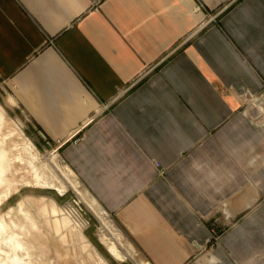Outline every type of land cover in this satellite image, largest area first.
<instances>
[{
    "label": "crops",
    "instance_id": "1",
    "mask_svg": "<svg viewBox=\"0 0 264 264\" xmlns=\"http://www.w3.org/2000/svg\"><path fill=\"white\" fill-rule=\"evenodd\" d=\"M0 86L84 131L69 162L148 263L264 264V0H0Z\"/></svg>",
    "mask_w": 264,
    "mask_h": 264
},
{
    "label": "rangeland",
    "instance_id": "2",
    "mask_svg": "<svg viewBox=\"0 0 264 264\" xmlns=\"http://www.w3.org/2000/svg\"><path fill=\"white\" fill-rule=\"evenodd\" d=\"M2 88L3 87L0 86V109L4 113L6 111V114L4 116L5 124L3 126V132L9 136L8 143L10 141H13L20 147L18 148L20 161L12 162L9 175H6V184H4V186H2L0 189V198L4 197L6 194H11L9 195L6 203L0 208V218L3 219V222H5L6 224L16 222V224L19 226L21 225V223L23 224L27 219V217H24L21 214L22 208V213H27V211L32 210V207L35 208L34 204L36 207L41 205V202H39L38 200L44 199V201H54L61 209L62 214L67 213V209L71 208L82 215L81 218H83L86 223L89 222L88 225V223H81L79 220L72 218L73 222H75L74 224H76L77 226L81 227L83 224L86 225V227L83 229L84 235L100 252V254L108 261L109 264L147 263V259L137 249L130 236L121 227L117 219L107 213V211L103 212L97 206L92 205V200L90 199L87 192V185L79 177L74 166L69 162L66 150L71 145L78 146L84 141V131L79 132L77 135L69 139L53 140L47 138L44 133L35 126V124L25 122L19 110L15 109L12 112V109L10 108H12L13 106H10L8 103L11 97H9V100H6L8 96ZM262 95L264 97V91L258 93L255 98H251V100H253V102L255 103V105L251 107V111L250 106H246L245 108L251 118L253 117V120L255 121L254 125H261L259 122L264 119V101L261 98ZM14 131H16L15 134H13ZM21 133L22 137L19 136L21 135ZM21 158L23 159V161H21ZM17 164L19 165L17 166ZM30 165L33 167H31ZM13 166L15 167L12 168ZM66 166L69 167L77 176H72L68 172ZM34 167L36 168L38 176L40 177V180L37 183L35 182V179L32 180V178H34ZM7 183L9 184L7 185ZM25 200L31 201V205L27 204L28 206H31L30 208H28V206L26 205V203L29 202H25V204H23V207H20L19 204L21 203V201L23 202ZM40 209L41 206L39 207V210ZM28 221L30 222L31 220L28 219L26 221L27 223H24L25 226L29 225ZM29 230H31V227L29 228ZM221 233V229H218L217 227H213L211 229V238L208 245L210 248L213 245L219 243ZM109 234H113L119 237L121 239V245L126 246V248H132L133 245L135 248L133 254L134 258L124 259L122 261L113 258L107 251L106 247L103 245V240H105L106 238L110 239ZM122 251L124 252L125 250L122 249ZM34 252H37V255L39 249L35 248ZM37 256V263H40V261L43 260V257ZM78 257H80V259L82 260L84 256L81 254L78 255ZM46 258H48V261L50 260L49 262H53L51 261V258L45 256L44 259ZM39 259L40 261H38ZM83 261L85 263H83ZM73 262L74 264H81V262L82 264H89V260H87L86 257H84L82 261L76 259V263L75 261Z\"/></svg>",
    "mask_w": 264,
    "mask_h": 264
},
{
    "label": "bare ground",
    "instance_id": "3",
    "mask_svg": "<svg viewBox=\"0 0 264 264\" xmlns=\"http://www.w3.org/2000/svg\"><path fill=\"white\" fill-rule=\"evenodd\" d=\"M8 103L10 106H12L13 101L10 99ZM249 103L250 108L255 105V103L251 99ZM5 114L6 111L4 113L0 109V189L2 186H4V184H6V175H9L12 162L20 161V155L18 154V148H20L19 145H17L13 141H10L8 143L9 136L3 132V126L5 124ZM15 133L16 131L13 132V134ZM19 136L22 137V133ZM21 161H23V159ZM18 165L19 164H17V166ZM14 167L15 166H13L12 168ZM66 168L72 176H75V174L69 167L66 166ZM33 170L34 178H32V180L35 179V182L37 183L39 182L40 177L38 176L35 167L33 168ZM8 184L9 183H7V185ZM9 195L11 194H6L4 197L0 198V208L6 203ZM26 200L23 202L21 201V203L19 204L21 208L23 207V204H25V202H29L26 203V205H31V201ZM38 201L41 202V205L36 207L34 204L35 208L32 207V210L27 211V213H22L23 208L21 209V214L24 217H27V219L25 218L26 221L28 219L31 220L30 222L28 221L29 225L25 226L24 223L26 221H24L23 224L21 223V225L19 226L16 224V222L6 224L5 222H3V219L0 218V264H74L73 261H75V263L76 259L82 261L84 257L89 260V264H109L108 261L100 254V252L84 235L83 229L86 227V225L83 224L81 227H79L74 224L75 222H73V219L76 218H74L73 215L79 214L76 210L71 209L72 213L71 216H69L67 213L62 214L61 209L54 201H44V199ZM91 203L92 205L97 206L93 200L91 201ZM40 206L41 209L39 210ZM30 207L31 206H28V208ZM30 227L31 230H29ZM109 237L110 239L106 238L105 240H103V245L106 247L107 251L113 258L120 261L124 259L134 258L133 254L135 248L133 245L132 248H126V246L121 245V239L116 235L109 234ZM35 248L39 249L40 252V255L39 252L37 255L43 257V260H38L40 261V263H37L38 258L36 259L37 252H34ZM122 249L125 251L123 252ZM81 254L84 256L83 258L81 257L82 260L80 259V257H78V255ZM45 256L51 258V261H53L54 263L49 262L50 260L48 261V258L44 259ZM83 263L85 262L83 261ZM141 264L150 263L145 262Z\"/></svg>",
    "mask_w": 264,
    "mask_h": 264
},
{
    "label": "built area",
    "instance_id": "4",
    "mask_svg": "<svg viewBox=\"0 0 264 264\" xmlns=\"http://www.w3.org/2000/svg\"><path fill=\"white\" fill-rule=\"evenodd\" d=\"M261 98H262V100L264 101V97H263V95L261 96ZM71 208H68L67 209V214L69 215V216H71ZM74 216V218H76L77 220H79V221H81V222H84L85 224H87L88 223V225H89V222H85V220L83 219V218H81V216L82 215H80V214H75V215H73ZM84 227V226H83ZM88 228V227H87Z\"/></svg>",
    "mask_w": 264,
    "mask_h": 264
}]
</instances>
